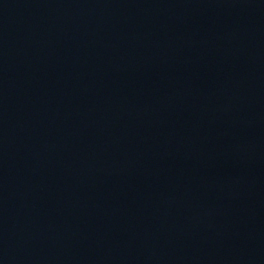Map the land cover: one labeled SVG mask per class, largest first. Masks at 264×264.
I'll use <instances>...</instances> for the list:
<instances>
[{"label": "water", "instance_id": "obj_1", "mask_svg": "<svg viewBox=\"0 0 264 264\" xmlns=\"http://www.w3.org/2000/svg\"><path fill=\"white\" fill-rule=\"evenodd\" d=\"M0 264H264V0H0Z\"/></svg>", "mask_w": 264, "mask_h": 264}]
</instances>
